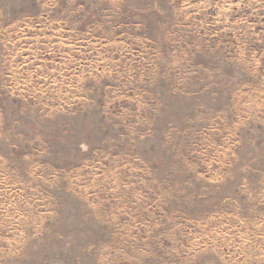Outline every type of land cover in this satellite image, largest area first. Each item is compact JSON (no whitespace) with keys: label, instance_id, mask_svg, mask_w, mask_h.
<instances>
[{"label":"rangeland","instance_id":"obj_1","mask_svg":"<svg viewBox=\"0 0 264 264\" xmlns=\"http://www.w3.org/2000/svg\"><path fill=\"white\" fill-rule=\"evenodd\" d=\"M0 264H264V0H0Z\"/></svg>","mask_w":264,"mask_h":264}]
</instances>
